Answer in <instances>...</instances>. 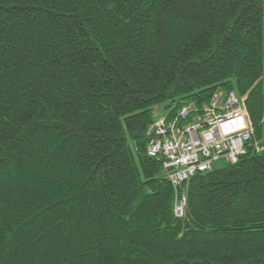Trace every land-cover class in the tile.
<instances>
[{
	"label": "trees",
	"instance_id": "1",
	"mask_svg": "<svg viewBox=\"0 0 264 264\" xmlns=\"http://www.w3.org/2000/svg\"><path fill=\"white\" fill-rule=\"evenodd\" d=\"M217 91L264 148V0H0V264H264V151L193 177L183 218L147 155Z\"/></svg>",
	"mask_w": 264,
	"mask_h": 264
},
{
	"label": "built area",
	"instance_id": "2",
	"mask_svg": "<svg viewBox=\"0 0 264 264\" xmlns=\"http://www.w3.org/2000/svg\"><path fill=\"white\" fill-rule=\"evenodd\" d=\"M246 97L217 91L201 111L189 104L170 122L159 119L149 135L147 155L162 160L163 171L176 190L174 215L183 218L190 180L212 169L216 162L234 164L248 148L260 154L264 148L251 143L254 130L245 106ZM201 134V135H200ZM206 136H203L205 135ZM184 189L178 194V189Z\"/></svg>",
	"mask_w": 264,
	"mask_h": 264
},
{
	"label": "rangeland",
	"instance_id": "3",
	"mask_svg": "<svg viewBox=\"0 0 264 264\" xmlns=\"http://www.w3.org/2000/svg\"><path fill=\"white\" fill-rule=\"evenodd\" d=\"M158 110H159V108L156 109V116H157V118L159 117V113H158V112L160 111V110H159V111H158ZM200 135H201V134H200ZM203 136H206V134L203 135ZM219 165H220V163H217V164H216V166H219Z\"/></svg>",
	"mask_w": 264,
	"mask_h": 264
}]
</instances>
